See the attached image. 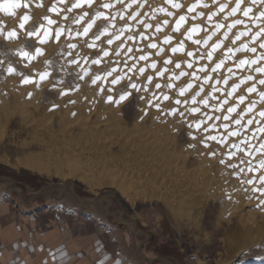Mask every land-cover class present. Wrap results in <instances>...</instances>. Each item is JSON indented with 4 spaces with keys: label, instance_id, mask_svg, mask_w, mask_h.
<instances>
[{
    "label": "rangeland",
    "instance_id": "rangeland-1",
    "mask_svg": "<svg viewBox=\"0 0 264 264\" xmlns=\"http://www.w3.org/2000/svg\"><path fill=\"white\" fill-rule=\"evenodd\" d=\"M76 2L0 0V193L13 181L17 205L32 202L52 218L67 215L73 222L95 208L106 218L121 212L123 219L149 221L179 250L180 264H264V205L257 206L264 194L253 192L264 188V132L257 130L264 127V73L255 71L264 60L237 66L264 53V36L251 39L264 27V18L257 19L264 0H243L241 9L252 8L248 17L243 10L228 15L236 0H202L192 12L197 0H174L179 8L169 0H81L72 7ZM106 3L111 7H102ZM220 4L228 5L224 12ZM181 15L186 21L174 30ZM249 75L254 79L241 83ZM25 77L31 83H22ZM253 83L257 91L247 92ZM20 85L28 88L20 91ZM249 104L252 111L241 117ZM250 118L253 125L243 127ZM197 120L199 129L190 126Z\"/></svg>",
    "mask_w": 264,
    "mask_h": 264
},
{
    "label": "crops",
    "instance_id": "crops-1",
    "mask_svg": "<svg viewBox=\"0 0 264 264\" xmlns=\"http://www.w3.org/2000/svg\"><path fill=\"white\" fill-rule=\"evenodd\" d=\"M13 184L0 193V264H180L179 250L149 221L123 219L121 212L106 218L96 208L77 222L52 218L32 202L11 200V190L19 188Z\"/></svg>",
    "mask_w": 264,
    "mask_h": 264
},
{
    "label": "snow or ice",
    "instance_id": "snow-or-ice-1",
    "mask_svg": "<svg viewBox=\"0 0 264 264\" xmlns=\"http://www.w3.org/2000/svg\"><path fill=\"white\" fill-rule=\"evenodd\" d=\"M83 2H84V3H87V4H89V5H91L92 2H93V0H83ZM169 2H172V3H173V7H175V8H179V7L181 6L179 3L174 2V0H169ZM214 2H215V0H214ZM200 3H202V0H197V3H196V4L189 6L188 11H189V12H192V11H193V10H194V9L200 4ZM242 3H243V0H236L235 6L231 8V11L228 13V15H230V16H234L238 11L243 10V14H244V16H245V17H248L249 14L252 12V8H251V7H246V8L241 9V5H242ZM252 3H253V4L257 3V0H252ZM41 6H42V5H41ZM72 7H74V8H79V7H81V0H77V2L74 3V4L72 5ZM102 7H104V8H110V7H111V4H107V3H106V4H103ZM204 7H207V5L205 4ZM227 7H228L227 4H220V5H219V11H220V12H224L225 8H227ZM56 10H57V9H56L55 7H53V8L51 9V11H56ZM161 10H163V9H161ZM85 15H87V13H85ZM96 15H98V16H102L103 13H97ZM169 15H172V13H169ZM201 15H203V13H201ZM81 18H82V17H81ZM210 18H211V17L209 16V19H210ZM259 18H264V11H262V12L259 13V17H257V19H259ZM28 19H30V17H28V16H25V17H24V20H25V21H27ZM45 19H48V18L45 17ZM193 19H195V17H193ZM185 21H186V16H185V15H181V16L176 20V22H175L174 30H177V31H178L179 28H180V26H181V24H182L183 22H185ZM49 23H54V21H52V20L49 19ZM165 23H167V21H165ZM235 23H236V24H241V23H243V21H242V20H236ZM24 27H25L24 23H21V24H20V28L23 29ZM91 27H92V25L89 24L88 27L84 28V34H85V35L88 34V31H89V29H90ZM145 27H148V25H145ZM218 27H219V26H218ZM197 28H199L198 25L195 26V27H193V28L191 29V31H195V30H197ZM157 30H159V27L157 28ZM104 31L106 32L107 29H105ZM250 31H251V29H250V28H247L244 32H241L239 35H237V36H236V39L239 40L240 35H245V36L248 35V32H250ZM37 34H38V30H37V31H28V32H27V35H28L29 37L34 36V35H37ZM102 34H103V33H101V35H102ZM15 35H16V32H15V31H12V32H9V33H8L9 38L14 37ZM47 35H48V33H45V36H47ZM225 35H227V33H225ZM59 36H60V33H57V39H59ZM261 36H264V27H261L258 31H256V32L252 35L251 39H252L253 41H255V40H257L258 38H260ZM99 38H100V36L97 35V36H96V39H99ZM189 38H191V37H189ZM210 38H211V37L209 36L208 39H210ZM116 39H119V36H117ZM170 39H171V37H166V38H165V43H167L168 40H170ZM204 42L207 43V40H205ZM41 43H44V40H43V39L41 40ZM108 43H109V44L113 43V40H112V39H109V40H108ZM196 43H200V41H196ZM149 46H150L151 48H156V44H155V43H152V44H150ZM181 47H182V46H181ZM214 47H215V46H214ZM243 48H244V49H247V50L250 51L251 53H256V52H257V48H256V47H251V48H249V46H248L247 44L243 45ZM259 48L264 49V42H261V43L259 44ZM240 50H241V49H239V48L236 49V51H240ZM128 51H131V49H128ZM172 51H176V49L173 48ZM36 52H37V54H39V53L41 52V50H40V49H36ZM21 55H22V56H28V53H27V52H22ZM104 55L107 56V55H108V52H104ZM188 55L191 56L192 53L189 52ZM208 56H209V59H210V58H211V53H209ZM30 59H31V57H30ZM140 59H141V60H146V59H147V56H143V55H142V56H140ZM259 60H264V53H262L260 56L256 57L255 59H252L251 61H249V60H247V59L241 60L237 66L240 67V66L248 65V64H257ZM94 62H95V63H99V61H94ZM220 66H221L220 64H217V65H216V69H218ZM151 67H156L155 63H153V64L151 65ZM188 67L191 68V67H192V64L189 63V64H188ZM176 68H180V64H179V63L176 64ZM202 70H203V69H201V71H202ZM14 71H15L14 68H12V67H9V68H8V72H9V73H12V72H14ZM140 71L143 72V69H140ZM213 71H215V69H213ZM229 71H231V69H229ZM255 71H256V72H260V73H264V67H257V68L255 69ZM157 74L159 75V74H162V73H157ZM109 75H111V73H109ZM180 75L183 76V75H185V73L181 72ZM192 75L195 76V73H192ZM46 76H47V73L41 74V79H44ZM99 78H100V77L97 76L92 82L95 83L96 80L99 79ZM119 79H120L119 77H116V78H114V79L111 81V83H112V84H117V83L119 82ZM253 79H254V77L251 76V75H249V76L245 77L243 80H241V83H245L246 80H253ZM22 83H31V80H30L28 77H25V78L22 80ZM225 83H227V80H225ZM259 84H260V85H264V79H260V80H259ZM132 87H133V88H136V85L133 84ZM156 87L159 88L160 85L157 84ZM169 87H171V85H169ZM189 87H191V85H189ZM238 87H239V85H233V90H235V89L238 88ZM256 91H257V88H256V84H255V83H253L250 87L247 88V92H249V93H255ZM65 94H67V93H66V92H62V93H61V95H65ZM181 95H183V90L181 91ZM228 95H232V93L229 92ZM260 96H261L262 99H264V92H261V93H260ZM124 98H125L124 96H121V97H120L121 100H123ZM108 99H109V101H111V100H112V97L109 96ZM164 99H165V100H168L169 97H168V96H164ZM245 99H246V96H244V95H240V96H239V101H240V103H243V102L245 101ZM193 100L195 101V97H193ZM116 102L119 103L120 101L118 100V101H116ZM176 103L179 104V103H180V100H177ZM202 103L207 104V100H203ZM225 103H226V101H225ZM157 107H159V105H157ZM253 107H254V104H249V105L245 108V110L242 111L239 115H240L241 117L245 116L248 112H251V111H252ZM235 110H236L235 107H230V108H228V112H234ZM190 111H192V112H198L199 109L193 107V108L190 109ZM259 116H260V117H264V111H260V112H259ZM209 119H210V117H209ZM225 119H228V117H225ZM234 122H235L237 125H241V119H236ZM201 123H202V121L197 120L196 122H194V124H192V125H190V126H191V127H195L196 129H199ZM253 123H254V119H251V118H250V119H247L246 123H245L244 125H242V126H243V127H247V126H249V125H253ZM255 123L259 124L260 121H255ZM210 127H215V126L212 125V126H210ZM223 127L227 128V127H228V124H224ZM257 130L260 131V132H264V127H259ZM205 131H207V129H205ZM229 135H231V136H237L238 133H237L236 131H232V132L229 133ZM207 139H208V140H217V137L214 136V135H209V136L207 137ZM202 142H203V141H202ZM237 147H238V145H237ZM261 148H264V144L261 145ZM212 154L214 155V153H212ZM222 162H223V161H222ZM231 167H235V165H231ZM261 167H264V162H262ZM249 171H252V169L249 168ZM259 181H260L261 183H264V176H260V177H259ZM253 182H254L253 180H247V181H246L247 184H252ZM253 192H260V193L264 194V188H254V189H253ZM260 205H264V199L260 200V203H259V205H257V206H260ZM54 259H55V257H54ZM61 264H64V261H63V260L61 261Z\"/></svg>",
    "mask_w": 264,
    "mask_h": 264
},
{
    "label": "bare ground",
    "instance_id": "bare-ground-1",
    "mask_svg": "<svg viewBox=\"0 0 264 264\" xmlns=\"http://www.w3.org/2000/svg\"><path fill=\"white\" fill-rule=\"evenodd\" d=\"M173 11V10H172ZM170 12H171V10H170ZM133 63V62H132ZM125 64L126 65H129L130 64V61H126L125 62ZM28 87H26V86H24V85H20L19 87H18V89L20 90V91H25L26 89H27ZM116 89L114 88V91H115ZM39 170V169H38ZM41 170V169H40ZM39 172H41V171H39ZM46 173H49V172H47L46 171ZM127 200L129 201V202H133L134 201V198L133 197H127Z\"/></svg>",
    "mask_w": 264,
    "mask_h": 264
}]
</instances>
